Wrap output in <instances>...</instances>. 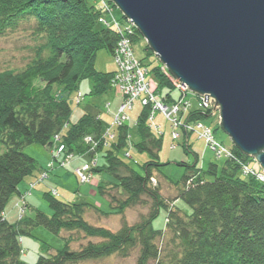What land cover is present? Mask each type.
Segmentation results:
<instances>
[{"label":"trees","instance_id":"16d2710c","mask_svg":"<svg viewBox=\"0 0 264 264\" xmlns=\"http://www.w3.org/2000/svg\"><path fill=\"white\" fill-rule=\"evenodd\" d=\"M108 1L114 10V4ZM105 14L99 0H0V36L26 23L41 41L34 58L24 68L0 71V145L6 147L0 155V264H27L21 258V235L38 225L56 234H68L64 248L50 256L40 255L36 264H79L113 254L125 258L134 251L139 253L136 264H264V182L242 171V164L251 165L254 159L232 144L233 158H226L222 167L211 162L203 170L197 167L199 154L190 151L186 138V154L192 152L195 160L181 162L187 170L180 181H170L171 192L168 190L167 195L157 174L163 165L158 160L163 132L160 125L156 128L150 123L151 106L143 105L135 125L140 135L135 147L152 157L142 166L144 174L119 156L129 144L128 123L117 124V140L111 143L104 139L99 116L88 112L71 122L70 102L55 86L73 91L83 79L90 78L94 83L90 93L112 89L117 68L99 72L95 64L97 53L106 49L114 55L123 35H128L132 44L139 35L135 27L123 33L104 25L99 20ZM164 67L161 63L152 69L158 78L155 94L161 87H175ZM78 96L80 103L83 95L79 99ZM182 97L173 98L170 90L161 99L174 104ZM211 115L213 109L200 104L197 108L190 106L180 117L186 116L185 122L192 123ZM33 144L53 151L48 169H43L40 176L35 175L38 160L25 152L26 146ZM98 152H103L105 158L101 165L95 159ZM76 154L93 158L94 164H84L91 165L92 174L107 171L115 178L98 184L110 210L89 202L63 200L52 188L44 193L52 214L30 204L25 194L21 212L35 209L34 216L21 215L16 223L10 222L5 208L11 197L20 193L21 183L34 175L27 191L31 194V188L47 179L50 171L69 166ZM83 166L74 169L77 177L76 169ZM206 175L214 179H207ZM179 200L185 201L191 211L179 207ZM138 205L148 206V212L134 224L124 220L118 230L92 224L85 217L91 211L104 216L123 215ZM163 207L167 210L166 226L155 229L153 222ZM73 232H83L86 238L98 241L82 242L78 250H72Z\"/></svg>","mask_w":264,"mask_h":264},{"label":"rangeland","instance_id":"374dc122","mask_svg":"<svg viewBox=\"0 0 264 264\" xmlns=\"http://www.w3.org/2000/svg\"><path fill=\"white\" fill-rule=\"evenodd\" d=\"M105 15L108 19H111L112 17L111 13H106ZM113 15L120 23H125L127 21L122 12L116 6H114ZM35 37L36 36L32 33L26 23H22L17 29L0 36V71L5 69L20 70L24 68L34 58L36 48L41 42L39 39H36L38 37ZM133 47L135 56L142 60L143 63L151 69V72L148 74V80L151 83L152 89H154L158 84V78L152 69L156 65H160L161 62L154 53H149L147 49V40L140 33L135 39ZM95 64L96 69L99 72H112L117 68L113 53H110L106 49H100L98 51ZM93 85L94 83L92 79L85 78L81 81L77 90H63L59 85L55 86V90L60 91L61 96L67 98L70 102L72 108V123L77 122L84 113L90 112L92 115L101 118L103 132H105L104 134H108V141L111 143L115 142L118 136V125L115 123V118L119 112L121 104L123 103L124 95L115 87L104 93L92 94L90 91L93 89ZM170 90L173 98L179 99L181 97L182 92L176 86L172 89L169 87H161L157 96L162 98ZM79 93L83 95L80 103L77 101ZM184 98L186 101L191 102V108H197L198 105H200V98L191 90L185 94ZM172 103V101L169 102V104L173 105ZM142 109L143 104L141 100L136 99L133 107L128 110V114L131 118L130 122H127L131 126L129 130L130 139L129 144L120 150L119 156L128 166L134 168L135 171L144 174L145 170L142 166L152 157L147 151H140L134 145L140 140V135L138 134L135 125ZM157 114L162 113L158 112ZM185 117L183 119L184 121L186 119ZM160 122L161 125H163L162 132H164V134L158 160L163 165L160 166L157 174L161 180L162 190L167 193V195H170V193H168L170 181L173 183L180 181L187 170V167L181 165V162L188 161L192 163L195 159L192 152L186 154V132L182 128L177 129L181 136L179 139L173 140L172 135L174 127L172 123L168 121L164 115L163 118H160ZM198 123L210 127L214 131V136L219 142L227 147L232 146L230 136L220 127L219 113L213 114L208 118H203L198 122L194 121L192 122V125L196 126ZM198 131L199 128H196L190 133L191 138L188 144L191 147L190 151L199 154L197 167L207 170L211 162L222 167L226 157L218 156L214 150L207 147L205 139L200 138ZM174 144L175 147H173ZM40 148L42 147L38 144L28 145L25 148V152L35 157L39 162V168L35 171V175L37 176L41 175L43 169H48L47 164L49 163L43 159L48 152L41 151ZM5 150L6 147L0 145V155ZM103 155V152H98L96 154L95 159H97L99 165L103 164L105 161ZM78 157H80V155H77V157L73 156L75 159ZM84 159L90 164L95 163L93 158L89 155ZM251 165L255 169H260L259 164L255 160L251 162ZM33 176L28 177L21 183L19 186L20 193L14 194L5 208V215L12 223H16L21 215L31 217L35 214V209L30 208H27V213L22 214L23 195L25 194L26 201L30 204L35 205L36 208L42 211L52 214L50 205L44 195L47 190L52 188L58 190V197L63 200L89 202L95 204L104 211L110 210L108 200L98 191V184L100 181L115 180L113 175L107 171L94 172L89 181L83 182L78 179L72 168L68 166H57L54 170L50 171V175L47 179L38 183L36 188H31V194H27V191H29L31 187V183L35 180ZM206 178L212 180L214 179V176L206 175ZM169 192L171 191L169 190ZM178 205L186 212L191 211L190 206L183 200H179ZM148 210V206L138 205L128 208L123 215L104 216L100 213L91 211L89 214L85 215V217L92 224L105 226L111 230H118L122 226L124 220H126L128 224H134L138 222L141 215L146 214ZM166 216L167 210L163 207L159 216L153 222L155 229L165 228ZM67 234L68 233H65L64 231L60 234H56L43 225L35 226L29 232L22 233V260L27 264H36L40 255L50 256L54 254L57 250L64 248L66 243L65 236ZM71 236L74 239L71 243L72 250H78L82 242L85 243L88 240L98 241L95 238H86L83 232H73ZM138 254V251H134L130 256L125 258L113 254L97 260H87L79 264H136Z\"/></svg>","mask_w":264,"mask_h":264},{"label":"water","instance_id":"95a60500","mask_svg":"<svg viewBox=\"0 0 264 264\" xmlns=\"http://www.w3.org/2000/svg\"><path fill=\"white\" fill-rule=\"evenodd\" d=\"M264 171V0H110Z\"/></svg>","mask_w":264,"mask_h":264},{"label":"built area","instance_id":"2783aa9c","mask_svg":"<svg viewBox=\"0 0 264 264\" xmlns=\"http://www.w3.org/2000/svg\"><path fill=\"white\" fill-rule=\"evenodd\" d=\"M101 7L106 13L112 14V7L108 0H99ZM106 26H113L119 32H125L135 27L131 22H126L125 25L120 23L112 14L111 19L103 16L99 20ZM115 60L117 63V70L113 77V85L115 88L119 89L124 95L123 103L120 106L119 112L116 115L115 123L123 124L130 122L131 118L128 114V110L133 107L134 101L140 99L143 105L151 106V113L149 119L152 125H155V114L161 112L168 121H170L174 127L173 140L180 138L181 134L177 129L182 128L186 134L191 133L196 128H199L200 138L205 139L207 146L215 151L218 156H225L226 158H233L234 154L230 147H227L223 143L219 142L215 136L214 131L202 123H198L193 126L190 122H185L181 119V114L184 113L190 106L191 102L185 100V94L190 90L187 85L181 83L177 79H171L174 85L179 88L182 92L183 97L180 101L171 104H166L161 98L155 94L151 87V83L148 80L149 69L143 64V62L135 56L134 47L131 38L128 35H123L115 49ZM166 70V67L163 68ZM81 97L79 94L78 99ZM200 98V104L203 108L213 109L214 103L211 105V97L209 95L208 101H205V95H198ZM79 101V100H78ZM181 116V117H180ZM183 118V117H182ZM156 128H160L159 125H155ZM108 134L104 136L107 141ZM91 139V138H88ZM92 141V139H91ZM175 147V144L173 145ZM63 147L58 150L60 153ZM66 163V161H64ZM63 163L62 165H64ZM91 165H84L82 168L76 169V174L79 179L83 182L89 181L92 177ZM242 171L246 175H253L258 180L264 182V171L262 169H255L249 163L242 164Z\"/></svg>","mask_w":264,"mask_h":264},{"label":"crops","instance_id":"0c3cea01","mask_svg":"<svg viewBox=\"0 0 264 264\" xmlns=\"http://www.w3.org/2000/svg\"><path fill=\"white\" fill-rule=\"evenodd\" d=\"M157 113L155 114V123H156V125H160L161 129H162L163 125H161L160 118L161 117L163 118V114H157ZM154 127H156V126L154 125ZM154 130H156V129L154 128ZM163 134H164V132H163ZM185 138H187V140L190 141L191 134L190 133L186 134ZM41 147H42V148H40L41 151H47L48 152V154L46 155L47 157L44 156L43 159H45L47 162H49L51 160V158H52V153H53L52 149H49V148L43 147V146H41ZM77 155H80V157H78L76 159L72 158L71 163L68 166V167L72 168L73 172H74V169L76 167L88 163L87 160L84 159L87 156V154H76L74 157H77Z\"/></svg>","mask_w":264,"mask_h":264}]
</instances>
